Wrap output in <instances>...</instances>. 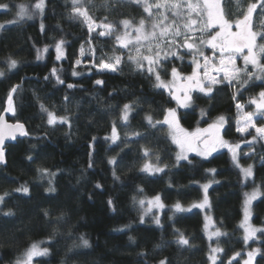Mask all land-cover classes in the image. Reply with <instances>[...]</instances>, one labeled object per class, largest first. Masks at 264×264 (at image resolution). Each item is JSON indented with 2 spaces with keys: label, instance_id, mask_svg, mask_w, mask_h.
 Segmentation results:
<instances>
[{
  "label": "trees",
  "instance_id": "1",
  "mask_svg": "<svg viewBox=\"0 0 264 264\" xmlns=\"http://www.w3.org/2000/svg\"><path fill=\"white\" fill-rule=\"evenodd\" d=\"M37 2L0 0L8 5L0 8V72L4 73L0 116L8 108L10 89L19 85L12 94L14 114L7 119L27 128V137L6 148V165H0V197L4 198L0 202V264H15L33 244L46 239L49 254L35 264H213L212 246L222 249L215 264L229 260L245 264L248 253L257 249L254 264H264V233L245 241L241 226L244 196L254 187L260 188L261 195L251 206V222L264 226V144L257 140L249 145L251 137L237 132L236 113L238 105L247 107L264 91V79L255 78L264 77V72L254 73L251 79L242 75L234 87L222 84L210 93L194 92L189 106L182 109L156 86V75L166 82L175 68L190 76L210 52L199 39L202 55L196 49L182 53L180 60L173 59L155 72L137 69L129 58L121 60L115 73L79 68L75 64L81 51L111 50L116 36L126 33L121 21L137 23L146 15L143 8L125 0H82L77 5L73 0H44L41 12L34 7ZM252 2L258 0H239L238 9L236 0H222L226 19L234 21ZM21 5L32 13L31 19L18 20ZM74 7L87 11L93 31ZM100 24H112L111 34L100 36L108 31L96 27ZM252 28L264 32L259 7ZM60 41L64 43L58 53ZM10 59L17 61L15 68H9ZM42 105L57 118L52 124ZM125 105L130 106L127 121ZM169 110L175 112L180 129L201 130L194 148L205 151L203 140H208L216 151L206 157L185 146L187 159L177 161L181 147L174 137L183 134L176 125L163 123ZM61 117L66 121L61 122ZM113 127L118 135L115 142ZM204 129L217 134L206 138ZM237 144L240 167L229 151V146ZM249 165L253 178L244 182L241 168ZM204 185L212 220L221 233L214 241L206 236L201 210L180 213L175 208L202 202ZM22 187L29 191H18ZM156 197L163 203L157 224L142 219L140 203ZM8 212L12 215H5ZM181 233L190 246L177 243ZM81 237L88 241L87 247Z\"/></svg>",
  "mask_w": 264,
  "mask_h": 264
},
{
  "label": "snow or ice",
  "instance_id": "2",
  "mask_svg": "<svg viewBox=\"0 0 264 264\" xmlns=\"http://www.w3.org/2000/svg\"><path fill=\"white\" fill-rule=\"evenodd\" d=\"M81 2H82V0H73V5L80 4ZM135 2H139V0H135ZM236 2H237V7L239 9V7H240L239 0H236ZM154 6L158 9L168 7V8L173 10V12H172L173 16L177 17L178 19H181L183 28L187 30L185 33H183V35L185 37V44L183 46L187 47L190 50L196 49V51L199 53L198 45L188 42V40L196 39V38L188 36L187 33L194 32V31L204 32V31H207L208 29H211V28H219V31L216 32L215 34L211 35L210 39H208V40H205L202 37L199 38L200 44L207 43L212 48L219 47L222 56H223V53L226 51L231 52V53H235V54H244L245 50H247V53L243 55L245 68H243V69L233 68V70H232L233 71L232 78L236 79L237 82H239V73H241V72H244L248 76L249 79H251L253 77V75H255L254 73H249L247 71V65L248 64L253 65V67H257V68H259V70L261 72H264V65H261L259 63V60H258V57H260L261 55H264V43L257 45V42H256L258 34L261 35L262 39H264V32L257 33V32H254L252 30L253 14L256 12V9L258 7L262 10V15H264V0H258V2L249 3L247 8H246V11H242L241 16L238 17L237 19H235L234 21H230L229 19H226V14L221 7V0H163V3H156ZM34 7L36 9H39L41 12H43L44 0H38V2L34 5ZM0 8L7 9L8 5L7 4H0ZM144 10L146 12H149V15H152V13L150 11V6L145 5ZM74 13L83 17L84 20L86 22H88L90 32L94 30V26H93L94 22L91 21V17H89L86 10H81V8L74 7ZM193 14H195V17L193 16ZM25 17H27L28 19H31L32 13H30L23 5H21L20 11L18 13V20H23ZM105 19H106V17H105ZM163 19L167 20L168 17L164 16ZM13 22H16V21H13ZM121 23L124 25L125 28H128L130 21L129 20H123V21H121ZM161 23H162V21H161ZM173 23H175V21H173ZM198 24H202V27H199V28L193 27V26L198 25ZM157 26L158 25L154 24L153 28H156ZM233 26H235L236 31H232ZM0 27H2V26H0ZM96 27H102V28L108 30L107 32L101 31L99 33L100 36H104V35L111 34V31L113 30L114 26L112 24H100V25H96ZM144 27H145V21H144V19H141L139 27L135 29V31L140 34L136 37L137 41H139L141 38H143L144 40L155 39L156 38V32L152 31L148 34H144V31H143ZM41 28L43 29V25H41ZM170 28H171V25H167L164 28H162L160 31L161 37L167 36ZM181 34L182 33L180 30V26L177 25L174 35L180 36ZM127 35L128 34L125 33L123 36H121V35L116 36V39L121 42L123 47H127V43H124ZM63 43H64L63 41H60L56 45V50L58 53L61 52V45ZM167 43L169 45H171V44H175L176 41L173 38L171 40H168ZM151 47L152 46L149 45V51H151ZM156 47H157V49H159L160 44L159 43L156 44ZM45 51H47V49H45ZM139 51H140V49L137 48L138 53H139ZM167 54L168 53H165V55H167ZM199 54L202 55V53H199ZM159 55H160V53H159V51H157L156 56L159 57ZM172 55H175V53H172ZM59 58L60 57L58 55L57 59H59ZM143 59L147 60L149 65H151L153 63V59L150 56H144ZM228 61L234 64L235 63V56H229ZM76 63L79 64L80 61L77 60ZM115 63H116V65H118L120 63V57L115 58ZM207 63H208V61L206 58L205 64H207ZM224 63H225V60L221 59V64H224ZM16 66H17V61L10 59L9 68L10 69L15 68ZM137 66L141 67L142 65H140L138 63ZM100 67L103 69H109L111 71H116L115 65H113L112 63H106L103 60L100 63ZM199 67H200V65L197 64V68H199ZM151 70L152 69L150 68L149 71H151ZM172 72H173V75H176V69L175 68H173ZM53 74H55V69L53 70ZM205 74H207V73H205ZM3 75H4V73L0 72V76H3ZM73 75H76V73L74 72ZM195 76H196V73L194 72L193 76L189 77L188 79L193 80V79H195ZM255 78L256 79H264V77H261L259 75H256ZM57 79L60 83H63L62 80H59V77H57ZM156 80H157V84H156L157 87H166L167 86L161 80L159 74L156 75ZM96 83L100 84L101 81L97 80ZM244 83L246 84L247 81H245ZM18 87H19V85L12 87L10 89V92H9L8 98H7L8 108L6 109V111L13 112V114H14L15 110L13 107V95L12 94L17 91ZM68 87L71 88L72 85H68ZM204 90L205 89L202 87L201 91H204ZM207 91L211 92V88H208ZM250 103L255 105L256 112L255 113H251V112L248 113L246 115L247 123L245 124L244 128H238L237 130L243 132V131H246L247 128H249V127L255 128L257 135L261 139H264V127H257L255 121L253 120L254 116H259L261 118H264V91H261L259 93L258 98L251 99ZM182 106H186V105L182 104ZM41 107H42V110H44L48 113V117H49L48 123L52 124L57 118L54 116L53 113L48 112L47 109H44L43 105ZM238 107H240V106L238 105ZM129 109H130L129 105L124 106L123 119L125 121H127ZM147 119H148L149 123H152L151 117H147ZM60 120H61V122H65L66 118L61 117ZM219 120L222 122L224 120V117L221 116L219 118ZM157 123H159V122H157ZM163 123L169 124L170 127H172L173 125H176L177 130L183 134V136L181 138L174 137V142H176L181 147V153L177 154L176 159H177V161H179L181 159H187V155L184 153L185 146H187L188 150H193L194 145L198 141L201 140V130L198 129L196 132L187 133L183 129H180L178 127V124H176L175 112L173 110L168 111V115L165 116ZM0 125L7 126L5 124L3 116H0ZM8 127H11V126H8ZM15 127L21 130L22 135H27V133L23 131V125L22 124H18ZM203 131L207 132L208 129H204ZM116 139H118V135H117L116 128L113 127V131H112L113 142H115ZM254 139H255V137H254ZM0 143H2V139H0ZM203 143L207 146L205 151H203V152L198 151L197 154L198 155H204V156L210 155L211 151L215 150V144L209 145L208 140H203ZM224 146H228V145L225 143ZM237 148H239L238 144L235 147L229 146V151H231L233 154L232 155L233 161L237 160V155H236V149ZM3 161H4L3 151L0 150V163H2ZM109 162L114 164L115 160H110ZM236 166L240 167L238 162H237ZM155 170L156 171H162L163 169L157 168ZM41 171L46 173L47 170H41ZM241 172L243 173V176L245 179H247L248 177H251L253 175L252 166L249 165L247 168H241ZM97 187H99V185H97ZM207 187H208L207 185H204L205 192H207ZM18 191H23L24 193H27L29 190L27 187H22L21 189H18ZM49 191H54V189L50 188ZM260 195H261V191H260L259 187H254V189L251 193H245V223L247 222L248 217H249V206L251 205V202L253 200H255ZM3 199H4L3 197H0V202H3ZM156 200L158 201L159 197H156ZM109 203H111V201H109ZM140 203L143 204V201H140ZM204 203L205 204L207 203V196H205ZM193 206L194 207H203V204L193 205ZM175 208L177 209V211H184L185 210L179 204L175 205ZM5 215H12V213L8 212V213H5ZM157 223H159V221H157ZM241 226L245 227L244 224H242ZM257 231H264V229L253 228L250 225L245 227L246 235L244 236V240L247 241L248 239L254 237V235ZM214 235L218 236V235H220V233L216 232V233H214ZM130 239H131V237H130ZM81 241H82L83 246H85V247L88 246V241L86 239L81 237ZM177 243L180 245H184V246H190L189 240L187 238H185L182 233L180 234ZM220 251H222V249H219V248L212 249L213 253L220 252ZM258 252H259L258 249L256 250V252H249L248 253L249 259L247 261H245V264H252V259ZM48 254H49V249L47 247L41 248L38 244H33L31 246V248L26 253V257H27L26 260L25 261H19L18 260L17 264H32V260L34 257H43V256H47ZM236 255H239V253H237ZM209 259L213 261V264H215V260H216L215 256L210 255ZM232 259H235V256ZM160 264H166V262L161 261ZM228 264H231V260L228 261Z\"/></svg>",
  "mask_w": 264,
  "mask_h": 264
},
{
  "label": "rangeland",
  "instance_id": "3",
  "mask_svg": "<svg viewBox=\"0 0 264 264\" xmlns=\"http://www.w3.org/2000/svg\"><path fill=\"white\" fill-rule=\"evenodd\" d=\"M125 1H128L130 3H134L135 5H139L143 8V10L145 8V5L150 6V11H151L152 15H149V12H146L144 10L146 15L143 18L145 21V27H144L143 31H144V34H148L152 31H155L156 32V38L152 39V40H144L143 38H141L139 41H137L136 37L140 34L137 33L135 31V29L139 27V24H140V20H139L135 24H132V25L130 24L128 28H124V31L126 33L128 30L130 32H132L130 34L127 33L128 35L124 41V43H127V47H123L121 42L116 40L115 44L111 50L106 49V48H102L100 53H97L94 50H91L89 52L90 49H87V53L81 51L80 52V58H79L80 63L79 64L76 63L75 64L76 67H79V68L90 67L97 72L107 73V74L108 73H115V72L119 71V67H120L119 66L120 63L118 65H116L115 58L120 57V62L124 58H129L130 60H132L137 69H140V70L145 69V70L149 71V69L151 68L152 70L149 71V73H150V72H155V71L160 70L161 68H163L165 63H168L173 59L180 60L182 53H185V52L191 53L192 51L195 50V49L190 50L187 47L183 46L185 44V37H184L183 33H185L187 30L183 28L181 19H178L177 17L173 16V14H172L173 10L168 8V7L158 9L154 6L156 3H163V0H139V2H135V0H125ZM221 7H222V0H221ZM164 16H167L168 19L167 20L163 19ZM193 16L195 17V14H193ZM161 21H162V23H161ZM173 21H175V23H173ZM154 24H156L158 26L156 28H153ZM167 25H171V28L169 29L168 35L161 37L160 31L162 28H164ZM177 25L180 26V30L182 33L180 36L174 35ZM193 27L199 28V27H202V24H198V25H195ZM94 29H95V27H94ZM252 30H253V28H252ZM218 31H219V28H211V29H208L207 31H204V32L194 31V32L187 33L188 36L196 38V39H190V40H188V42L198 45L197 41L199 38L203 37L204 35H209V37H207V39H206V40H208V39H210L211 35L215 34ZM232 31H236L235 26H233ZM121 36H123V35H121ZM173 38L175 39L176 43L169 45L167 43V41L171 40ZM256 42H257V45L264 43L263 39L261 38V36L259 34L257 35V41ZM158 43L160 44L159 49H157V47H156V44H158ZM149 45L152 46L151 51H149ZM173 45L174 46L177 45L178 48H173ZM137 48L140 49L139 53L137 52ZM204 48L210 52H209L208 57H203L201 59V61L199 62V65H200L199 68L195 67L194 71L192 72V74L190 76H183L182 74L176 72V75H173L168 81L164 82L165 85H167V86L161 87L163 90L168 92L174 98V100H176L177 104L182 109H185L189 106L188 104H189L191 94H193L194 92L210 93L207 91L208 88H211V92H212L216 86L222 85V84H227L231 87H234L233 84L235 85V82L237 80L232 78L233 68H240V69L245 68L243 55L247 53V50H245L244 54H235V53H231V52L226 51L223 53V56H222L219 47L212 48L207 43H205ZM157 51H159V53H160L159 57L156 56ZM165 53H168V54L165 55ZM172 53H175V55H172ZM144 56L152 57L153 63L151 65H149L148 61L143 59ZM229 56H235V63L234 64L228 61ZM262 57H263V55L258 57L259 63L261 65H262V59H263ZM206 58L208 61L207 64H205ZM221 59L225 60L224 64H221ZM102 60L106 63H112L113 65H115L116 71H111L109 69L101 68L100 63ZM138 63L142 66L138 67L137 66ZM247 71L249 73L261 72L259 70V68L253 67V65H251V64L247 65ZM194 72L196 73L195 79L189 80L188 78L192 77ZM205 73H207V74H205ZM242 75H245V73L244 72L239 73V80H240ZM202 87L205 89L204 91H201ZM258 97H259V94L255 98H258ZM182 104L186 105V106H182ZM250 112L251 113L256 112L255 105L251 104L250 101H248L247 107H245V108L241 107V106L238 107L237 112H236L237 113V129L238 128H244L245 124L247 123L246 115ZM253 120L255 121L257 127H264V118H261L259 116H254ZM237 132L239 134L249 135L251 137V139L248 140L249 145H253L252 143H254L257 140H261L262 143L264 144V139H261L257 135L255 128L249 127V128H247L246 131L241 132V131L237 130ZM216 134H217V130L208 131V133L206 134V138H208L210 136L215 137ZM254 137H255V139H254ZM209 145H210V143H209ZM194 150L197 153H198V151L199 152L204 151L200 147L194 148ZM215 151H216V148L214 151H211V154H213ZM238 151H239V148L236 149V154L238 153ZM250 155H251V153H249V155H247V156H250ZM235 162L237 163V160ZM252 172H253V168H252ZM252 178H253V175L251 177H248L247 179H245L243 176L244 182L251 181ZM205 196H207V203L206 204L204 203L205 197H204L202 202H200V203L198 202V204H194V205L203 204V207H194L193 205L189 206V207H182L185 210L179 211V212L180 213L181 212H183V213L189 212L190 213L193 210H201L203 213L204 220H205V230L204 231L206 232V236L208 237V239L210 241H214V240L218 239V237L221 235V233L217 230L216 225L214 223V220H212L213 218L210 214V209H209L210 203H209V199H208V192H205ZM258 197L255 200H253L251 202V205L249 206V217H248V220L246 223H245V206H244L243 224L245 225V227L250 225L253 228L264 229V226L261 228L260 227L258 228V227L253 226V224L251 222V218H252V207L251 206H253V203L258 199ZM141 210H142L141 213H142V219L143 220H145V219L146 220H154L155 224H157L158 218H159V216L163 210V203L161 202L160 198L158 201L156 200V198H151V199H148L146 201H143V204H141ZM216 232H219L220 235H218V236L214 235V233H216ZM260 233H264V231H257L255 233V235H258ZM255 235H254V237H255ZM47 243L48 244L50 243L49 239H46V240L39 242L37 244L41 248H44V247H47ZM214 248H218V247L212 246V249H214ZM27 251H26V253H27ZM26 253L19 259V261H25L26 260V258H27ZM219 253L220 252H216V253L212 252V255L216 257ZM43 257H46V256H43ZM43 257H34L32 260V264H35L36 259H38V258L43 259ZM255 258H256V255L252 259V264H254ZM248 259H249V257L247 255V260ZM15 264H17V262Z\"/></svg>",
  "mask_w": 264,
  "mask_h": 264
},
{
  "label": "water",
  "instance_id": "4",
  "mask_svg": "<svg viewBox=\"0 0 264 264\" xmlns=\"http://www.w3.org/2000/svg\"><path fill=\"white\" fill-rule=\"evenodd\" d=\"M10 111H6L2 116L5 121V125H0V139H2V143H0V150L3 151L4 155V161L0 163V165H6V153L7 150L6 148L8 146L15 145L18 141L24 140L27 135H22L21 130L16 128L15 126L20 124V123H14V122H9L8 121V116L10 115ZM23 125V131L27 133V128L24 124ZM11 126V127H8Z\"/></svg>",
  "mask_w": 264,
  "mask_h": 264
}]
</instances>
